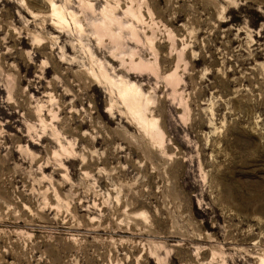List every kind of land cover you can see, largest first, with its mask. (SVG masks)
Returning a JSON list of instances; mask_svg holds the SVG:
<instances>
[{
    "label": "rangeland",
    "instance_id": "rangeland-1",
    "mask_svg": "<svg viewBox=\"0 0 264 264\" xmlns=\"http://www.w3.org/2000/svg\"><path fill=\"white\" fill-rule=\"evenodd\" d=\"M0 264H264V0H0Z\"/></svg>",
    "mask_w": 264,
    "mask_h": 264
},
{
    "label": "bare ground",
    "instance_id": "bare-ground-1",
    "mask_svg": "<svg viewBox=\"0 0 264 264\" xmlns=\"http://www.w3.org/2000/svg\"><path fill=\"white\" fill-rule=\"evenodd\" d=\"M52 6H53V10H54V12L56 13V14H58L62 19L64 18L63 17V15L61 14V12H60V10L57 8V6H56V4L54 3V2H52ZM63 21H64V19H63ZM114 25V24H113ZM98 30V29H97ZM103 30V29H102ZM106 35V34H105ZM124 86V85H123ZM123 88V87H122ZM136 90H139V93H137V94H133V93H131L130 94V92H128V90H123V91H121V93L123 92L124 94H126V95H132V96H134V97H136V96H139V94L142 92V90L141 89H138L137 87H134ZM132 90V89H131ZM134 90V89H133ZM135 91V90H134ZM123 94V95H124ZM123 97V96H122ZM124 98V97H123ZM127 101H128V98H127ZM131 101V100H130ZM139 117H141V116H139ZM155 121V120H154ZM157 121V120H156Z\"/></svg>",
    "mask_w": 264,
    "mask_h": 264
}]
</instances>
